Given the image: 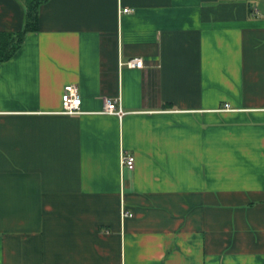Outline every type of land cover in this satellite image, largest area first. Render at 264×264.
<instances>
[{
  "label": "crops",
  "instance_id": "1",
  "mask_svg": "<svg viewBox=\"0 0 264 264\" xmlns=\"http://www.w3.org/2000/svg\"><path fill=\"white\" fill-rule=\"evenodd\" d=\"M0 264H264V0L41 4L0 63Z\"/></svg>",
  "mask_w": 264,
  "mask_h": 264
},
{
  "label": "built area",
  "instance_id": "2",
  "mask_svg": "<svg viewBox=\"0 0 264 264\" xmlns=\"http://www.w3.org/2000/svg\"><path fill=\"white\" fill-rule=\"evenodd\" d=\"M133 12L132 9H123V13ZM121 66H126L130 69H141L144 67V61L141 58H133L126 63H121ZM112 101L111 99L105 100V113L110 115H116L120 119L126 114L121 106V102ZM61 111L60 113L65 115H77L82 113V99L80 95V89L75 84H68L64 87L61 97ZM230 107L229 104L225 105V109ZM121 166L123 170H133L135 168V157L132 154L126 152L122 153ZM125 216H132L131 213H124Z\"/></svg>",
  "mask_w": 264,
  "mask_h": 264
},
{
  "label": "trees",
  "instance_id": "3",
  "mask_svg": "<svg viewBox=\"0 0 264 264\" xmlns=\"http://www.w3.org/2000/svg\"><path fill=\"white\" fill-rule=\"evenodd\" d=\"M48 0H27V14L24 30L17 35L0 36V63L12 58L15 52L21 47L28 32L36 28L39 7Z\"/></svg>",
  "mask_w": 264,
  "mask_h": 264
}]
</instances>
